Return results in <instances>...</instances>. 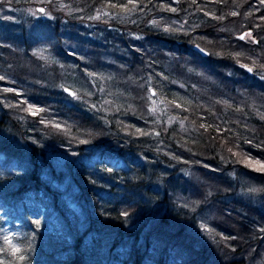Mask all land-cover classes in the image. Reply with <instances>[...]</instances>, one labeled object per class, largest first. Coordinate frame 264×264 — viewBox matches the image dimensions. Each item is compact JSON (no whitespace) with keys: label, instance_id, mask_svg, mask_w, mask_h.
<instances>
[{"label":"trees","instance_id":"1","mask_svg":"<svg viewBox=\"0 0 264 264\" xmlns=\"http://www.w3.org/2000/svg\"><path fill=\"white\" fill-rule=\"evenodd\" d=\"M89 3L114 8L121 18L77 16L78 43L88 45L91 55L111 46V33L125 36L137 30L154 42L164 39L162 45L172 50L185 47L182 53L203 61L211 59V46L242 64L235 66L241 78L233 87L225 83L226 90L211 86L214 91L206 95L177 72L160 74L151 68V74L144 69L147 74L140 77L133 72L137 61L131 43L122 76L110 81L96 68L106 67L99 59L90 56V62H83L64 51L66 70L57 72L76 73V78L66 75L61 82H83L88 90L76 92L91 109L69 107L62 100H48L60 82L46 91L44 77L30 75L34 72L21 62L31 47L59 36L70 17L65 11L52 13L53 5L47 6L52 17L47 22L28 12L22 24L25 10L5 13L0 18V264H264V211L252 206L254 218L253 212L217 197L216 192H223L217 186L205 190L207 181L228 185L225 172L236 165L264 188V0H80L79 7ZM210 17L214 19L207 21ZM174 18L187 21L194 31L229 19L256 39L250 45L238 39L224 46L221 35H204L199 44L179 46L176 38L187 32L178 22L171 25ZM164 27L171 34L167 39L160 30ZM105 30L108 36L102 35ZM4 57L15 63L14 71ZM30 57L36 59L33 53ZM215 60L208 64L227 66L219 57ZM109 83L115 86L114 95L105 99ZM162 101L173 106L171 122ZM179 120L190 127L183 130ZM214 148L226 158L224 163ZM164 164L174 170L158 172ZM182 172L204 174L205 181L190 177L187 183ZM198 211L220 217L209 220L208 239L200 236Z\"/></svg>","mask_w":264,"mask_h":264},{"label":"rangeland","instance_id":"2","mask_svg":"<svg viewBox=\"0 0 264 264\" xmlns=\"http://www.w3.org/2000/svg\"><path fill=\"white\" fill-rule=\"evenodd\" d=\"M28 1L29 0H0V18L4 16L5 13H8L11 16H13L14 13L18 12L20 9V11L25 10L24 14H22V16L24 15V17L19 21L22 24H24V21L30 17L29 13L35 14L36 16L34 17L39 18L42 22H47L49 18L52 19L47 8V6L49 5H53L52 13L58 15L59 11H65L70 18L72 17V19L69 18L70 20L66 19V21L63 23V28L61 27L59 28L58 31L59 36L58 35L55 36L54 34L50 35L49 37L52 39L50 42H44L38 44L37 46L35 45L31 47L30 55L33 53V55L36 56V59H32L29 55L27 59H24L21 62V65L26 66L30 71L34 72L33 74L30 75L36 76L40 74L41 76L44 77L45 80L42 79V83H44L42 85L46 86V91H48L47 90L48 88L54 89L55 83L60 82L59 84L56 83L57 92L54 96L48 93V100L49 98H51L52 100H62L69 107L81 108L85 110L91 109L85 103V100L82 101V97L78 95V92H76L77 88L80 89L82 87L84 88V90L86 91L88 90L87 87L83 84V82L78 81L79 83H77L75 81H70L72 85L65 84L63 83V81L61 82V80L67 81L66 75L67 76L72 75L73 77L76 78V73H72V72L69 73L67 71H64V73L62 72L60 73V71L66 70V67L63 66L64 64L62 63L63 58H65L63 56V52L64 51L68 52L69 54H71V56H75L78 59L84 58L83 62H88V61L90 62V56L99 59L101 64L103 62V64L106 67L97 66L96 68L97 69L99 68L102 71L101 73L107 79L112 81L114 79L113 77L122 76L120 71L124 69L127 63V59L131 58L129 52H126V47L130 46L131 43H132V50H134L136 54V56L134 55L132 56V59L135 58V61H137V63H135L134 65L133 72L139 73L140 77L142 76L145 77V75L147 74V71H145L144 69L150 71V74L152 72V69L154 68H156V70L160 72V74L164 72H177L178 75H182L183 81L185 80L184 77H186V79H188L189 82L191 81L192 85L196 89L203 90L204 94L206 95L211 94L210 92L214 91L212 88H210L211 86H215V87L219 86L218 91L224 89L226 90V87H223L225 83L228 82L229 87H233L237 85L236 80L238 78H241L239 72L235 69V66H242V64L229 61L226 56H221L218 53H216L214 48L211 46H208L211 49L207 48V50L210 51L211 53V59L203 61L199 56H194L189 53H182L181 51L184 50L185 47L179 51L172 50L169 47H167L165 44L164 46L162 45L163 43L162 40L164 39H161V42L158 41L154 42L151 39L145 38L144 34H140V32L137 30L136 32L128 33L125 36L118 35L114 32L111 33L109 35L110 41L112 43L111 46H107L103 50L102 49L95 50L94 55L93 54L91 55L90 51H87V49H90L88 45L81 46V44L79 45L78 43V38L76 34L80 27V24H78L79 21L76 18L81 17L82 16L81 14H87L94 19H98V18L111 19L110 16L113 17L118 16L117 10L107 5H102L96 8V3L93 4L89 3L88 7L80 8L79 7L80 0H76L78 1V3H76L75 0H45V3H43V0H30V2ZM41 8L44 9V11L42 12L43 13L42 18H40V12H39ZM93 11L95 12L92 14ZM197 17H199V19L203 18L201 17V15H197ZM17 18H19V16ZM116 18H118V20L121 21V18L119 17ZM211 19L214 18L210 17L208 18L207 21H210ZM181 20L182 19L174 18L173 22H171V25L174 23L173 24L174 26L178 22V26L182 29V31L187 32L186 34H184V36H179L177 38L174 37V34H178V33L173 32L174 34L172 35L173 36L172 38H176V42H178L177 44L179 46L182 45L185 46L188 42H195L199 44V42L202 39L201 36L204 35L209 37L221 35L222 37H224V39L226 38L223 43V45L225 44L224 46H226L228 42L230 43L229 45H232L233 41H237L238 39L243 40L245 44L250 45L256 39V37H254V34L250 32L251 30L250 31H248L247 29L244 30V28L240 30L238 27L236 28V25L231 23V20L229 19H226L227 21L222 24L221 23L219 24L215 21L214 22L215 24H213L210 28L207 29L205 28L206 29L205 31L204 29L194 31L192 30V25H187L188 24L187 21L183 22ZM203 20L206 21L204 18ZM152 22L153 21H151L150 24H152ZM132 23H133L132 26H134L136 24V21L134 20ZM33 24H30L29 28L33 27ZM150 24L147 23L146 25H150ZM152 26L154 27L153 24ZM46 27H48L47 24ZM159 28L161 27L159 26ZM164 28L165 29H160V30L162 33L165 34L164 38L167 39L166 34H170V33L166 27ZM136 29H140V27ZM205 32L207 34H205ZM107 33L108 32L105 30L102 35L108 36ZM246 33H251V35L246 36L245 35ZM39 34L40 33H38V36ZM228 35L231 37V39H229ZM240 35H243L244 38L243 39L239 38ZM91 36L92 39L100 41V39H98L97 37L96 32H91ZM235 44H237V42ZM52 53L54 54V56L52 55ZM218 57L220 60L225 61L227 63L226 64L227 66L223 68H216L208 64L211 62V60L216 61L215 59ZM4 58L6 65H8L6 67L14 71V68L16 67L15 63L7 57ZM48 60L50 61L48 62ZM68 60L69 63L74 64L72 59H68ZM159 64H162L161 68L159 67ZM59 66H61V68ZM57 70L60 71L57 72ZM35 73L38 74L35 75ZM152 74L154 77L158 76L156 73H152ZM228 76H231L232 79L231 77L228 78ZM149 79L152 80L153 77H150ZM134 81H137L136 78H134ZM30 82L32 81L30 80ZM46 82H50V83H46ZM118 83L119 84L121 83L120 79H118ZM133 83L134 86L137 85L136 82ZM108 87L110 88V92L109 93L107 92L105 99H109L112 95H114L113 93V90L115 88L114 84L109 83ZM150 88L151 87H149L148 89ZM37 94L41 97H45L44 95H46L45 93L44 94L37 93ZM153 95H156L154 91H153ZM156 98H158L157 95L154 98V100H152L154 104ZM15 101L17 103L20 102L18 100ZM161 104L163 109H165L167 112L169 111L168 122H171L173 120L172 109H171L173 108V106L163 101L161 102ZM99 108H101V105H99ZM21 115H26V114H21ZM179 123L181 124V128L183 130H187L188 126L190 127V125L186 120H179ZM214 149L215 151H213V153L216 156H218L220 161H223L224 163V160H226V158L224 157L220 158L219 156L220 151L216 150V148ZM140 158H141L140 160L143 163L145 159L142 156H140ZM226 165H228L226 167L232 168L231 167L232 164L226 163ZM174 167H175L174 165L166 166V164H164V166L158 169V172H161L162 174L164 172L170 173L174 170ZM153 169H155V171L157 170V168L154 167ZM232 169L233 171H229L227 169L226 170L227 172H225V174L230 179L228 185H224V184L220 185V181H217L218 182L217 185L215 184V182L207 181L208 184L206 185L208 187H206L205 190L211 191V189H213V186H217V189L218 190L221 189L220 191H223L221 193L225 194V195H221V193L216 192L217 197L219 196V198H221L223 201L231 203L232 206L238 208L239 210L246 209L250 212H253V214L250 215L255 218L254 214L257 213V210H255L254 207L252 206H258L260 207L261 212L264 211V188H260L259 184L252 178L251 172L242 169L241 166L237 167L236 165ZM182 175L185 178V182L187 183L188 181H186V178H190V177L192 180L198 182L205 181L204 174L189 177V175H187L185 172H182ZM158 186L161 187L162 185L156 184V187ZM161 189L162 191L158 190L159 193H162L164 188ZM178 197L179 196L176 195L175 199H179ZM234 200L238 201L239 203H233ZM241 206H244V208H241ZM204 213L198 211L196 218H199V222L201 223V230L203 231L200 232V236L202 237V239L205 238L208 239L209 236L208 231L211 229L210 225L208 224L210 223L209 220H211L212 218L218 219L220 217H217V214H215V212L205 213L207 217L204 215Z\"/></svg>","mask_w":264,"mask_h":264},{"label":"water","instance_id":"3","mask_svg":"<svg viewBox=\"0 0 264 264\" xmlns=\"http://www.w3.org/2000/svg\"><path fill=\"white\" fill-rule=\"evenodd\" d=\"M42 9V8H41ZM243 35H240L239 37L241 38ZM195 48V50L197 51V52H199L202 56H205V55H207V51L205 50V49H203V48H201V47H198V46H196V47H194ZM246 69H247V71L248 72H252V70L251 71H249V69H251L250 67H246Z\"/></svg>","mask_w":264,"mask_h":264},{"label":"snow or ice","instance_id":"4","mask_svg":"<svg viewBox=\"0 0 264 264\" xmlns=\"http://www.w3.org/2000/svg\"><path fill=\"white\" fill-rule=\"evenodd\" d=\"M173 10H174V9H173ZM40 11L43 12L44 9H40ZM235 14H236V13H233V15H235ZM245 35H246V36H250L251 33H246ZM243 38H244V36L241 37V39H243ZM249 71H251V69H249ZM0 79H2V77H0ZM260 170L264 171V165L261 166V169H260ZM37 223H39V221H37ZM17 251H18V249H17Z\"/></svg>","mask_w":264,"mask_h":264},{"label":"bare ground","instance_id":"5","mask_svg":"<svg viewBox=\"0 0 264 264\" xmlns=\"http://www.w3.org/2000/svg\"><path fill=\"white\" fill-rule=\"evenodd\" d=\"M194 47H196V46H194ZM247 70V69H246ZM249 73H251V72H249Z\"/></svg>","mask_w":264,"mask_h":264}]
</instances>
